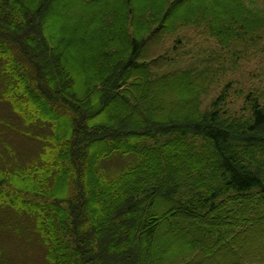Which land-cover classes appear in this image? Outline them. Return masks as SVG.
Masks as SVG:
<instances>
[{
	"label": "trees",
	"instance_id": "obj_1",
	"mask_svg": "<svg viewBox=\"0 0 264 264\" xmlns=\"http://www.w3.org/2000/svg\"><path fill=\"white\" fill-rule=\"evenodd\" d=\"M189 26L246 52L264 0H0V101L51 129L42 165L0 168V209L49 264H264V95L203 112L221 68L157 54ZM115 153L140 161L106 181Z\"/></svg>",
	"mask_w": 264,
	"mask_h": 264
},
{
	"label": "rangeland",
	"instance_id": "obj_2",
	"mask_svg": "<svg viewBox=\"0 0 264 264\" xmlns=\"http://www.w3.org/2000/svg\"><path fill=\"white\" fill-rule=\"evenodd\" d=\"M73 23L79 29L78 23ZM79 34V30H76L75 37L78 41ZM219 47L217 39L189 26L175 32L173 38L163 40L157 48V54L175 60L166 70L197 67L201 62L205 66L220 67L213 85L201 98L202 111H209L213 102L224 92L226 100L221 105L223 112L241 117L245 114V99L250 93L264 95V39L260 46L246 52L240 47L235 54H222ZM245 53L248 54L243 56ZM82 67L80 62L81 71ZM3 91L4 85L0 82V99ZM21 120L13 116L10 109L0 101V168L44 163L42 154L49 145L47 140L51 135L50 125L43 122L25 125ZM139 161L136 154L115 153L101 160L97 171L104 180L112 181ZM16 226H19L25 237L15 230ZM34 238L26 216L0 209V252L5 256L1 259L10 260L9 264H49Z\"/></svg>",
	"mask_w": 264,
	"mask_h": 264
}]
</instances>
